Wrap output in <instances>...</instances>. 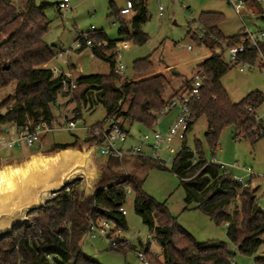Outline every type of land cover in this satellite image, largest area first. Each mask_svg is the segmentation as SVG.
Here are the masks:
<instances>
[{
    "label": "trees",
    "instance_id": "trees-1",
    "mask_svg": "<svg viewBox=\"0 0 264 264\" xmlns=\"http://www.w3.org/2000/svg\"><path fill=\"white\" fill-rule=\"evenodd\" d=\"M128 1L133 5L130 18L120 17V10L114 9L110 2L111 17L119 23V40L110 41L103 31L94 32L92 37V51L96 58L109 64L108 74L81 75L72 80L63 75L55 77L52 70L46 68L58 54L45 38L49 29L45 11L50 4L38 5L35 0H16L20 10L17 15L10 0H0V40L10 38L0 48V90L15 86L14 97L7 96L0 102V127L13 124L20 133L28 120L33 125L40 120L49 121L53 119L51 108L58 99L68 97L79 107L83 104H90L91 109L98 105L103 107L104 120L95 125L117 117L123 119L124 129L126 124L137 123L153 130L157 125L155 113L160 112L175 95L190 88L193 77L184 81L182 88L166 100L164 95L168 80L165 76L124 81L121 74L115 72L117 42L143 46L149 40L142 31L149 20L146 0ZM224 21L220 13H202L198 20L220 40L231 44L239 36L225 37L219 29ZM188 36L196 45L206 44L212 52L213 44L198 40L192 31ZM102 42L106 44L99 46ZM153 69L150 57L133 64L134 76L145 75ZM231 69L221 55L214 53L196 66L195 73L200 75L202 86L200 99H192L188 104L191 112L188 132L200 118H205L207 130L204 144L195 143V164L191 161L193 151L185 144L184 150L175 158L171 171L185 188L187 203H196L197 209L216 226L225 225L226 237L239 255L254 257L255 264H264V256H256L264 244V208L258 202L261 185H253V178L249 180V188H242L218 166L209 164L206 157L207 151L214 155L226 128H234V139L245 138L252 143L264 134L261 122L250 113V109L256 112L264 103V96L254 91L233 103L222 85V79ZM72 83H76V90H70ZM77 147L76 143L55 144L49 153ZM134 159L143 166L152 164L165 169L150 159ZM121 161L109 158L101 162L104 174L97 192L81 205H78L77 194L73 190L72 201L61 199L58 195L46 208L32 213L25 226L16 228L9 237L0 241V264H100L84 253L83 236L89 222L96 220L110 221L121 231L127 230V222L120 209L125 204L128 188L135 195L136 215L153 233V240L162 252V262L147 252L150 264L233 263L235 254L230 245L223 242L198 243L178 225L163 205L155 203L142 191L143 181L120 171ZM74 187L70 186L71 189Z\"/></svg>",
    "mask_w": 264,
    "mask_h": 264
},
{
    "label": "rangeland",
    "instance_id": "rangeland-1",
    "mask_svg": "<svg viewBox=\"0 0 264 264\" xmlns=\"http://www.w3.org/2000/svg\"><path fill=\"white\" fill-rule=\"evenodd\" d=\"M62 0H35L39 5L48 3L50 7L46 9L45 15L50 22L48 33L45 36L46 41L53 46L57 53L59 49L69 51L75 40L81 34L103 31L110 40H116L118 37L119 23L111 17L110 2L113 1L114 9L119 11L126 6L127 0H70L67 11H61L59 15L57 4ZM149 14V20L142 27V31L148 35L149 40L143 46H138L129 42V48L123 47V41L117 42V50L121 51V59L117 65L125 67L121 74L122 80L138 81L156 75L158 71L168 80L164 98L168 100L174 93H177L183 86V82L190 80L196 71V66L207 59L211 52L192 42L188 36L189 31L198 27V20L202 13H220L225 21L219 26L220 31L225 37L236 36L245 24L249 31L257 32L264 29V22L255 21L247 14H242L239 18L231 4L227 0H146ZM163 9L160 16L159 9ZM192 46L193 50H187ZM119 48V49H118ZM150 57L154 64L152 72L141 76H134L133 64L137 60ZM64 59H53L50 68L53 65L60 66ZM69 61L73 66L79 65L82 75H104L109 72V64L97 58L91 57V51H85L80 54L72 53ZM53 69V68H52ZM263 77L259 73L248 74L240 73L237 68H232L222 79V85L227 91L231 101L237 103L246 97L249 93L258 91L264 96ZM15 86L10 85L0 90V102L5 97H14ZM71 106V105H70ZM90 107V104H88ZM65 102L57 103V111H64ZM70 109V107H69ZM255 112V111H254ZM178 111L171 112L167 117L160 119L153 130L165 134L174 121ZM257 118L261 121L264 129V103L256 111ZM73 115L70 114L69 119ZM105 117V110L101 105L94 110H82V124L91 126L102 122ZM56 119V118H55ZM59 120V119H58ZM126 129L133 137L131 143H136L140 135L149 133L151 130L145 126L134 123L126 124ZM207 130V120L200 118L193 129L187 133L185 144L195 151V143L204 144V135ZM85 134L82 130L74 132L56 131L47 134L42 139V145L25 147L21 150L15 149L16 161L26 157L34 152L49 154L50 149L55 144L76 143L77 148L86 146L84 144ZM181 143L175 141L174 148L177 149ZM205 147V146H204ZM207 151V149H206ZM20 156V157H19ZM207 161L216 159L219 163L227 165L238 164L240 168L251 169L256 175H264V137L259 138L255 143L247 139H234V128H226L221 136L217 150L214 155L206 152ZM106 158L100 156L96 151L93 154L95 168L104 174V165L101 163ZM12 160L1 161V164L11 162ZM120 171L126 176L131 174L142 183V191L150 197L155 203L163 205L170 216L176 220L178 225L188 232L198 243H219L223 242L230 245L231 251L235 254L232 262L235 264H255L254 257H245L239 255L236 248L230 244L226 237L227 228L225 225L216 226L211 219L197 209L194 203H187V192L180 184L179 178L171 171V163H167L166 169H159L152 164L143 166L142 163L134 158H124L121 162ZM234 174L244 178L246 181L250 177L241 170H235ZM252 184H260L259 205L264 208V180L254 179ZM72 189L76 192L77 184ZM135 195L131 189H127L126 200L123 209L126 212L127 230L121 231L120 238L129 245L128 249L123 251L111 250L109 246L101 241H84L82 248L84 253L91 259L100 264H141L137 259L134 248L140 245H146L150 242V251L153 256L162 262V252L157 243L153 240V233L142 222V219L134 211ZM257 257L264 256V244L256 254Z\"/></svg>",
    "mask_w": 264,
    "mask_h": 264
},
{
    "label": "built area",
    "instance_id": "built-area-1",
    "mask_svg": "<svg viewBox=\"0 0 264 264\" xmlns=\"http://www.w3.org/2000/svg\"><path fill=\"white\" fill-rule=\"evenodd\" d=\"M227 1L231 4L235 14L239 18H241L242 14H247L255 21L261 20L264 22V0ZM15 2L16 0H10L11 5L16 8V14L19 15L20 10ZM69 4L70 0H62L58 3L57 8L60 11H67ZM132 10L133 5L127 0L125 8L120 10L119 16H128L131 14ZM162 11L163 9L160 7V16H162ZM93 31L92 29V31L87 34H81L78 38L79 41L89 49L93 48ZM193 33L198 40L213 44L211 53L221 55L229 67L237 68L242 74L259 73L263 77L262 83L264 84V29L251 32L244 24L243 28L237 34L239 39L231 44L220 40L216 35L199 23L198 27L193 30ZM98 45L101 46L103 43H99ZM201 46L207 49L206 44L202 43ZM187 50L192 51V46H188ZM68 54L69 51H63L58 54V57L65 58ZM116 56L117 62H119L121 59L120 50H117ZM252 58L254 61H251ZM124 71L125 67L123 65L116 64V73L122 74ZM52 72L55 76L58 70L54 68ZM201 86V77L199 74L195 73L190 88L184 89L178 95H175L160 112L155 113L158 124L160 119L167 117L175 110L178 111L174 121L170 124L165 134L157 130H151L149 133L140 135L136 143H131L133 137L129 134V131L122 128V118L111 117L105 120L101 125H83L79 127L83 122L81 118L69 119L66 116H62L59 120L54 118L49 121L40 120L34 125L30 122L26 124L20 133L13 134L9 139H0V164L3 159H6L3 152H12L15 149L33 147L36 145L40 148L42 139L49 133L56 131L74 132L82 130L85 134L84 144L95 146L93 154L97 151L103 158H114L119 160L135 157L146 158L156 162L162 168H165L167 163H171L172 167L175 158L185 148L186 135L191 123V112L188 104L192 99H200ZM76 89V83H72L70 90L73 91ZM250 113L251 115H256V112L251 109ZM261 137H264V134H261ZM175 141L181 143V146L177 149L174 148ZM191 161L192 164L197 163V154L195 151H193ZM208 163L218 166L224 174L231 176L242 188H249L251 184L244 178L235 175V170L239 169L245 172L250 179L261 178L264 180V175H256L253 170L240 168L238 164L227 165L219 163L215 158L208 161ZM72 192L73 190L68 187L54 197L60 195L61 199L72 201ZM120 213L126 216V212L123 208L120 209ZM120 233L121 230L118 229L113 222L106 220L90 221L88 229L83 236L82 244L84 241L92 242L94 240H101L105 242L111 250L123 251L128 249L129 245L120 238ZM149 246L150 242L146 245H140V247L134 248V253L141 264H150L147 257V252L151 253Z\"/></svg>",
    "mask_w": 264,
    "mask_h": 264
},
{
    "label": "water",
    "instance_id": "water-1",
    "mask_svg": "<svg viewBox=\"0 0 264 264\" xmlns=\"http://www.w3.org/2000/svg\"><path fill=\"white\" fill-rule=\"evenodd\" d=\"M9 39L2 38L0 48ZM94 148L86 145L49 154L39 152L24 161L0 164V241L74 184L78 183V205L94 197L103 177L94 166Z\"/></svg>",
    "mask_w": 264,
    "mask_h": 264
},
{
    "label": "crops",
    "instance_id": "crops-1",
    "mask_svg": "<svg viewBox=\"0 0 264 264\" xmlns=\"http://www.w3.org/2000/svg\"><path fill=\"white\" fill-rule=\"evenodd\" d=\"M111 2L113 3V1H111ZM113 5H114V3H113ZM123 8H125V7H123ZM123 8H121V9H123ZM59 15H62V14L59 12ZM132 15H133V12H131V14L128 15L126 18H130ZM49 25H50V22H49ZM117 40H119V37H117L116 40H110V41H117ZM102 43H103V45L106 44V42H102ZM130 43H132V42H130ZM122 44H123V47H125L126 49L129 48V42H123ZM116 47H117V45H116ZM88 50L91 51V57L96 58L95 55H94V53H93V51H92V49L87 48L77 38L75 40L73 46L69 49V54L67 55L66 60H64L62 62L63 64H61L60 66H58V65H53L52 66L53 69L56 68L58 70V72L55 75V77L60 76V75H63V76H66V77L74 80V78L81 76L82 75L81 67L79 65H77V66L74 67L73 64L69 61V56H71L72 53L80 54V53L85 52V51H88ZM63 51H64L63 49H59L57 53L59 54V53H61ZM58 54H57V56H56L55 59H64V58H59L58 57ZM51 63H52V61L48 65H46V68H49V69L53 70L52 68H50V64ZM155 74L156 75H162L158 71ZM58 102H65L66 103V108L64 109L63 112H61L60 110L57 111L56 108H57V103ZM57 103H56L55 106H53L51 108V117H53L54 119L56 118L57 120L60 119L62 116H66V117L69 118L70 117V114L73 115L74 118H81L82 119V110H84V109H86V110H89V109L90 110H94L95 109V108L94 109H91V107H88V104H83V105H81V107H79L76 104L75 101H71L68 97H60L58 99ZM69 107H70V109H69ZM28 123H30V120H28L27 124ZM93 125H95V124H93ZM16 133H18V132L16 130V127L13 124L0 127V139H9V138L12 137L13 134H16ZM243 139H245V138H243ZM23 148H25V147H23ZM23 148H20V149H17V150H21ZM15 151H12V152H3V155L6 156L5 157L6 158L5 160L16 161V159H17L18 156H15L16 155L15 154ZM37 153L38 152L30 153V154L26 155V157L19 159V161H24V160L28 159L30 156L35 155ZM194 204L197 207V204L196 203H194Z\"/></svg>",
    "mask_w": 264,
    "mask_h": 264
},
{
    "label": "bare ground",
    "instance_id": "bare-ground-1",
    "mask_svg": "<svg viewBox=\"0 0 264 264\" xmlns=\"http://www.w3.org/2000/svg\"><path fill=\"white\" fill-rule=\"evenodd\" d=\"M35 159H36V158H35ZM35 159H34V160H35Z\"/></svg>",
    "mask_w": 264,
    "mask_h": 264
}]
</instances>
